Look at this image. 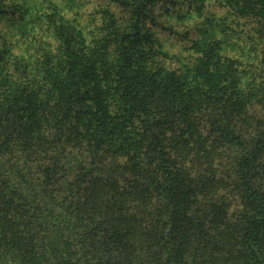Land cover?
I'll use <instances>...</instances> for the list:
<instances>
[{
	"label": "trees",
	"instance_id": "obj_1",
	"mask_svg": "<svg viewBox=\"0 0 264 264\" xmlns=\"http://www.w3.org/2000/svg\"><path fill=\"white\" fill-rule=\"evenodd\" d=\"M0 264H264V0H0Z\"/></svg>",
	"mask_w": 264,
	"mask_h": 264
},
{
	"label": "rangeland",
	"instance_id": "obj_2",
	"mask_svg": "<svg viewBox=\"0 0 264 264\" xmlns=\"http://www.w3.org/2000/svg\"><path fill=\"white\" fill-rule=\"evenodd\" d=\"M162 35H163V34H161L160 38L162 37ZM169 49H173V47H168V50H169ZM176 49H177V48H176ZM182 51H183L182 49H181V50H178V52H182ZM166 61H171V62H172L171 59H168V60H166ZM175 63H176V62H175Z\"/></svg>",
	"mask_w": 264,
	"mask_h": 264
}]
</instances>
